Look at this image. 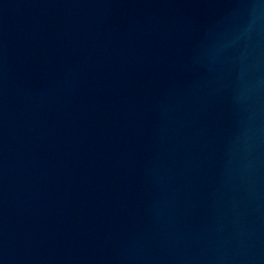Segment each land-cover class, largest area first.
<instances>
[{
	"label": "water",
	"instance_id": "1",
	"mask_svg": "<svg viewBox=\"0 0 264 264\" xmlns=\"http://www.w3.org/2000/svg\"><path fill=\"white\" fill-rule=\"evenodd\" d=\"M0 264H264V0H0Z\"/></svg>",
	"mask_w": 264,
	"mask_h": 264
}]
</instances>
